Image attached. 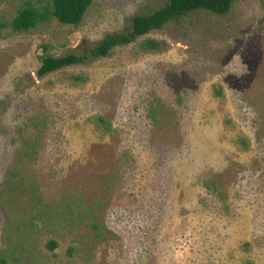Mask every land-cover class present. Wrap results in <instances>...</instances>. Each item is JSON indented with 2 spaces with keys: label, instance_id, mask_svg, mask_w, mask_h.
<instances>
[{
  "label": "rangeland",
  "instance_id": "obj_1",
  "mask_svg": "<svg viewBox=\"0 0 264 264\" xmlns=\"http://www.w3.org/2000/svg\"><path fill=\"white\" fill-rule=\"evenodd\" d=\"M163 1L93 0L77 27L0 29L6 264H264V0L149 32L168 43L157 54L131 43L36 73L42 44L54 56L77 52ZM14 4L1 0L0 17ZM31 147L35 155H23ZM16 168L40 203L22 198ZM64 201L90 213L59 233L57 215L47 216Z\"/></svg>",
  "mask_w": 264,
  "mask_h": 264
},
{
  "label": "trees",
  "instance_id": "obj_2",
  "mask_svg": "<svg viewBox=\"0 0 264 264\" xmlns=\"http://www.w3.org/2000/svg\"><path fill=\"white\" fill-rule=\"evenodd\" d=\"M1 1V0H0ZM14 2L13 11L3 14L0 17V29L9 28L12 31H28L34 29L43 23L56 20L59 24L79 26L84 18L86 11L91 6L93 0H3ZM235 0H164L162 5L150 10L146 13L135 14L130 18L128 26L120 31L108 33L97 40L89 47L82 48L77 52H68L62 55L54 56L50 53L49 45L42 44L41 54L38 56L39 66L37 75L43 77L49 73L59 71L65 67L85 63L87 61L106 56L113 48L117 46H125L135 43V52L142 54H157L168 48V43L163 39L144 37L153 30L165 27L171 22H177L184 16L197 12L206 11L214 15L222 16L229 12ZM139 38H142L138 40ZM66 79L73 84L84 82L86 77L81 74H67ZM217 93H220L218 88ZM97 124L108 127V121L101 115H97L94 119ZM32 146V145H31ZM35 149L27 150L23 155H35ZM27 170L14 169L11 180L23 179L26 181L27 202L39 201V194L31 181L27 179L24 173ZM208 185V184H206ZM81 197L75 196L73 201H78ZM69 202V201H68ZM60 209L49 207L48 218H52V214L57 215L52 231L62 233L63 231H71L72 222L78 220L90 213V210H75L70 206V202L66 205L65 201ZM51 215V216H50ZM57 221H60L57 223ZM62 221V222H61ZM13 223V222H12ZM18 229V225H14ZM46 246L52 250L57 246L54 238L48 239ZM8 253L6 250H0V263H7ZM17 261L18 257L12 256ZM246 264H252L248 261Z\"/></svg>",
  "mask_w": 264,
  "mask_h": 264
}]
</instances>
